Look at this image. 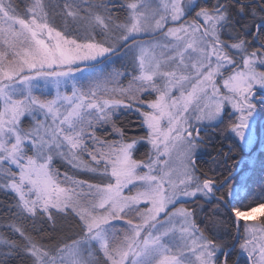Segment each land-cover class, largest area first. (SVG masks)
<instances>
[{"label":"snow or ice","instance_id":"1","mask_svg":"<svg viewBox=\"0 0 264 264\" xmlns=\"http://www.w3.org/2000/svg\"><path fill=\"white\" fill-rule=\"evenodd\" d=\"M262 113L264 0H0V255L264 264Z\"/></svg>","mask_w":264,"mask_h":264},{"label":"trees","instance_id":"2","mask_svg":"<svg viewBox=\"0 0 264 264\" xmlns=\"http://www.w3.org/2000/svg\"><path fill=\"white\" fill-rule=\"evenodd\" d=\"M258 120H264V113H262L259 116ZM118 123L123 125L130 135L142 134L140 129L137 127L139 121L136 117V114L133 112H123L122 114H120ZM143 149L144 148H141L140 153L138 155H142ZM85 159H87V157H85ZM54 166L58 168L61 173L67 171L70 175L73 174L74 170L71 169V167L66 162H60L56 160ZM80 178H86V177H84L82 174ZM14 202L15 199L12 193H6L4 191H0V232L6 238H12L11 231L5 226L7 223L10 222L8 219L9 214L7 213L6 209L8 206L14 204ZM192 206L194 205H189V207ZM60 222H61L60 226L65 229L64 234L66 235H71L72 232L77 230L75 227V222L72 221L71 219L62 220ZM26 226L29 229H31V222H27ZM33 235L36 234L33 233ZM4 252H7V248L5 249ZM4 252H0V254ZM0 260H2L4 264H30L28 258L23 255H11V256L0 255ZM242 264H244V258H242Z\"/></svg>","mask_w":264,"mask_h":264},{"label":"rangeland","instance_id":"3","mask_svg":"<svg viewBox=\"0 0 264 264\" xmlns=\"http://www.w3.org/2000/svg\"><path fill=\"white\" fill-rule=\"evenodd\" d=\"M258 119H259V117H258ZM146 149H143V152L145 151ZM143 154V153H142ZM58 161H60V162H65V161H63V160H60V159H57ZM59 223H61V222H59ZM0 235H2V233L0 232ZM5 247L4 246H2V245H0V252H4L5 251Z\"/></svg>","mask_w":264,"mask_h":264}]
</instances>
